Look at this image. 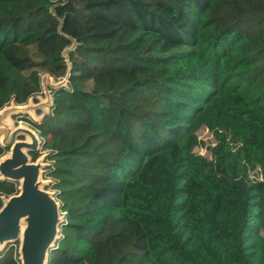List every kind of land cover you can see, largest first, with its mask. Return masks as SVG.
Masks as SVG:
<instances>
[{
	"label": "trees",
	"instance_id": "trees-1",
	"mask_svg": "<svg viewBox=\"0 0 264 264\" xmlns=\"http://www.w3.org/2000/svg\"><path fill=\"white\" fill-rule=\"evenodd\" d=\"M68 37L26 120L65 213L48 264H264V0H0V110L65 77Z\"/></svg>",
	"mask_w": 264,
	"mask_h": 264
},
{
	"label": "water",
	"instance_id": "water-1",
	"mask_svg": "<svg viewBox=\"0 0 264 264\" xmlns=\"http://www.w3.org/2000/svg\"><path fill=\"white\" fill-rule=\"evenodd\" d=\"M62 23V21H61ZM62 26L59 28L61 33ZM62 51L67 65L65 77L54 81L45 73L40 78L41 96L37 102L31 97L27 103L17 105L11 101L0 110V147L6 153L0 157V181H9L18 186L17 192L1 196L0 205V253L6 247L17 246L19 264H48L49 253L60 239V226L65 221L55 192L47 189L52 183L44 179L49 167L45 156L33 159L31 154L40 153L44 142L38 132L26 125L15 124L14 116L28 114L36 123L50 114L55 90L67 87L72 64L69 53L77 42ZM43 111L45 114L37 115Z\"/></svg>",
	"mask_w": 264,
	"mask_h": 264
},
{
	"label": "rangeland",
	"instance_id": "rangeland-1",
	"mask_svg": "<svg viewBox=\"0 0 264 264\" xmlns=\"http://www.w3.org/2000/svg\"><path fill=\"white\" fill-rule=\"evenodd\" d=\"M12 119H13L12 121L16 125L17 124H22V125H26V126H28L30 128H33V127L28 122H26V120L35 122L34 119H32L31 117H29L28 114H21L19 116H14ZM197 136H198V139L203 143V146L202 147H200V146L196 147L193 152L195 154H199L201 156H204V157L210 159L211 156L209 154V151L207 150L208 149L207 147L215 144L216 141H215L213 135L207 129L202 128L201 130H199L197 132ZM39 152H40L39 155L37 154L38 156H45L46 154L48 155V153H47L48 151H46V150H40ZM45 163L48 166H50V168L53 165V161H51V160H46ZM45 171H46V174L50 173L49 172L50 169H45ZM251 174L255 178H260V175H259L258 172H252ZM46 178H47L46 180H51L52 179L50 176H47ZM52 183H53V181H52ZM52 183L49 184L50 187L49 188L47 187V189L50 190V191L55 192L54 189L51 188ZM62 215H65V213H62ZM7 248L8 247H6L5 249H7Z\"/></svg>",
	"mask_w": 264,
	"mask_h": 264
},
{
	"label": "crops",
	"instance_id": "crops-1",
	"mask_svg": "<svg viewBox=\"0 0 264 264\" xmlns=\"http://www.w3.org/2000/svg\"><path fill=\"white\" fill-rule=\"evenodd\" d=\"M54 80V79H53ZM55 81V80H54ZM41 92L42 91H40V93H38L37 95H35L34 97H33V99H34V102H37L38 101V99L36 98L37 96H41L42 94H41ZM41 114H45L43 111H39V112H37V115H41ZM36 123V122H35ZM40 123V122H39Z\"/></svg>",
	"mask_w": 264,
	"mask_h": 264
}]
</instances>
